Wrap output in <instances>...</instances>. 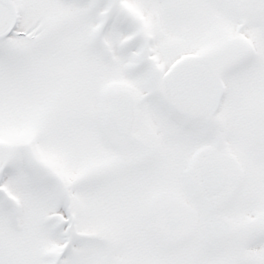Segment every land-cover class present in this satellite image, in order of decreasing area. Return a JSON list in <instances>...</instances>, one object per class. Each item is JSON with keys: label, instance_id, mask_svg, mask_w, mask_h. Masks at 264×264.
<instances>
[{"label": "snow or ice", "instance_id": "obj_1", "mask_svg": "<svg viewBox=\"0 0 264 264\" xmlns=\"http://www.w3.org/2000/svg\"><path fill=\"white\" fill-rule=\"evenodd\" d=\"M0 264H264V0H0Z\"/></svg>", "mask_w": 264, "mask_h": 264}]
</instances>
